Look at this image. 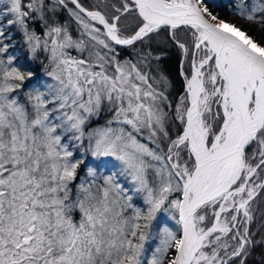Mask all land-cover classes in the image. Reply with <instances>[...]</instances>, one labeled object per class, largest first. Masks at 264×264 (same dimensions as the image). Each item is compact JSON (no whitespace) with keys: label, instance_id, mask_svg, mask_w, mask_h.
<instances>
[{"label":"snow or ice","instance_id":"1","mask_svg":"<svg viewBox=\"0 0 264 264\" xmlns=\"http://www.w3.org/2000/svg\"><path fill=\"white\" fill-rule=\"evenodd\" d=\"M0 264H264V0H0Z\"/></svg>","mask_w":264,"mask_h":264},{"label":"trees","instance_id":"2","mask_svg":"<svg viewBox=\"0 0 264 264\" xmlns=\"http://www.w3.org/2000/svg\"><path fill=\"white\" fill-rule=\"evenodd\" d=\"M86 2H88V0H86ZM221 16H223L225 19H231V17L229 16L228 12L226 10H221L220 11ZM248 26L245 25V28H247ZM177 57L175 56V53L172 54V62H173V78L176 81V86L177 88L179 87V78L175 73V63H176Z\"/></svg>","mask_w":264,"mask_h":264}]
</instances>
